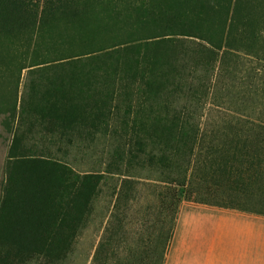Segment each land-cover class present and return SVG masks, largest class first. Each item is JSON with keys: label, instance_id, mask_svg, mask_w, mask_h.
Listing matches in <instances>:
<instances>
[{"label": "trees", "instance_id": "1", "mask_svg": "<svg viewBox=\"0 0 264 264\" xmlns=\"http://www.w3.org/2000/svg\"><path fill=\"white\" fill-rule=\"evenodd\" d=\"M153 1L0 0V50L13 53V59L8 64L13 68L9 77L17 74L16 80H19L22 71L28 69L32 92L40 98H48L46 105L36 104L30 109L22 106L21 114L26 110H36L41 117L36 121L38 124L46 122L50 129L55 130L61 123L63 132L74 131L75 128H70L66 123L64 125V121L56 116L64 107L77 113L75 122L77 125L83 124L84 130L91 127L99 131L103 124H107L108 119H101L109 117L110 104L91 95H83L72 84L63 85L70 77L71 80L87 79L92 83L93 77L89 78L83 71L85 68H97L98 63L108 67L115 63L119 68L120 71H114L112 81L107 79L108 73L99 79L100 82H111L114 89L123 90L131 84L151 88L153 79H159L164 84L177 77L183 80L185 73H181V69H184L182 62L186 53L177 50L172 56H160L152 51L153 43L148 42L155 37L142 38L140 35L142 26L148 23L157 25L154 16L159 5ZM157 1H173L166 10L175 11L180 17L166 26L169 31L165 36L190 38L204 43V49L198 50L203 57L196 62L204 65L208 73L218 68L225 71L224 75L228 77L233 72L229 67L233 60L230 54L244 49L257 61L264 60V18L243 13L242 1ZM258 5V1H252L254 11H257ZM142 50L145 52L141 56ZM108 55H112L111 58H106ZM77 63L82 67L76 69ZM54 70L58 72L55 74ZM48 71L56 79L52 77L47 80ZM0 77L4 78L3 74ZM34 79L39 80V85L45 81L48 86L41 84L43 88H39ZM211 79L212 76L208 77L206 83L207 93L214 89ZM224 89L229 92L228 87ZM225 100L221 103L213 101L212 104L219 106ZM258 105H261L260 102ZM0 109L8 118L15 116L16 101L7 97L5 103L0 104ZM180 112H173L171 118L167 115H164L167 118L158 117L154 124L160 123V128L152 124V128L147 125L141 128L142 135H137L134 142L136 148L129 151L134 164L142 166L146 163L161 169L167 184L161 194L163 206L173 210L174 214L183 201L243 211L250 197L251 204L263 207L264 117L226 114L217 126V129L221 128L220 131L212 129L205 133L201 132L200 123L198 127L190 125L195 123L194 117L182 116ZM140 113L144 112L137 111L136 117ZM134 122L139 126L147 124L138 118ZM168 126L180 130L174 132ZM147 142L160 152L159 155L155 154L154 148L155 153L148 160L146 156L152 151L146 152ZM138 153L144 154L145 158L139 159ZM122 160L123 154L119 152L106 171L117 170ZM22 161L33 163V167L48 176L46 183L37 180L36 175L24 178L19 183V188L33 189L37 194L27 201L28 204L43 207L40 210L47 213L48 219H56V214L62 215L64 223L59 230H52L49 224L48 228L41 229L31 216L17 238L0 243V255L17 259L10 264H25L38 256L55 263L71 251L76 234L74 225L82 222L88 214V203L97 194L102 175H79L68 166L52 160ZM7 184L15 186L16 183L9 178ZM168 197L169 201L166 200ZM53 201L60 208L58 213H51L49 209ZM23 204L18 202L20 207ZM259 206H250L249 211L264 215V209ZM20 212L15 213L17 218L21 217ZM71 224H74L73 227ZM7 234L10 236L12 233ZM27 235L29 243L21 240ZM171 235L172 232L168 238ZM49 236L53 240H48ZM16 255H24V258Z\"/></svg>", "mask_w": 264, "mask_h": 264}, {"label": "rangeland", "instance_id": "2", "mask_svg": "<svg viewBox=\"0 0 264 264\" xmlns=\"http://www.w3.org/2000/svg\"><path fill=\"white\" fill-rule=\"evenodd\" d=\"M237 1H242L243 13L256 14L261 19L264 18V0ZM252 1H258L260 4L257 11L252 7ZM153 2L159 5L154 16L157 25L148 23L142 26L140 35L142 38L155 37L148 42L153 43L152 51L160 56L165 54L172 56L177 50L184 51L187 55L182 62L183 71L181 69V73H185L184 78L179 80L177 77L167 84L159 79H153L151 88L131 84L123 90L114 89L110 85L111 82H100L99 79L108 73L110 77L107 75V79L112 81L114 71H120L115 63L112 67L98 63L97 68L92 70L85 68L83 73L89 78L93 77L92 83L87 79L75 81L66 76L67 84L63 85L72 84L83 95H91L110 104L109 117L101 119L103 121L108 119L107 124H103L97 132L91 127L84 130L83 124L77 125L75 122L77 113L64 107L56 116L64 121V125L66 123L70 128H75L74 131L63 132L62 124L59 122L55 130L50 129L46 122L38 124L36 121L41 117L36 110L33 112L26 110L21 114L22 106L30 109L36 104L46 105L48 98H40L32 92L28 69L22 71L19 80H16L17 74L9 77L13 68L8 64L13 59V53L10 51L3 53L0 50V75L4 76L0 77V104L5 103L7 97L16 101L15 116L8 118L0 109V243L6 239L17 238L18 232L27 226L31 216L35 223H38L37 226L42 227L41 229L48 228L49 224L52 230H59L64 223L62 215L56 214V219H48L47 213L40 210L43 207L28 204L27 201L37 194L33 189L19 188V183L24 178L29 179L34 175L37 176L35 177L37 180L46 183L48 176L44 175V171L33 167V163L26 164L27 162L22 160H52L68 166L79 175H102L97 194L88 203V214L79 224H71V227L73 225L76 227L71 251L55 263H49L48 258L38 256L25 264H161L164 256L174 252L176 246L182 244L184 248V233L181 237L178 233L175 238L177 227L185 226L186 212L190 207L202 204L183 201L175 214L173 210L170 211L163 206L161 194L167 184L161 169L150 167L146 163L142 166L134 164V159L129 154L131 148H136L134 142L137 135H142L141 128L146 125L149 127L150 124L160 128L161 124H154L155 120L158 117L171 118L175 111H181V115L185 117L189 115L188 118L194 117L195 123L190 125L198 127L200 123V130L205 133L217 129L219 121L226 114L264 117V60L257 61L247 55L244 49L230 54L233 60L229 67L233 72L228 77H225V71L218 68L208 73L204 65L196 62L203 57L202 53H198V50L204 49L203 42L165 36L169 31L166 26L180 19L177 12L166 10L173 1ZM143 51L141 56L145 52ZM127 54L133 55L131 52ZM111 56L108 55L106 58L109 59ZM77 64L76 69L82 67ZM165 69L170 71L169 68ZM54 72L56 74L58 71ZM46 73L49 77L47 80H51L52 77L53 80L56 79L50 71ZM210 76L214 89L207 93L206 83ZM34 82L39 85V80L34 79ZM41 84L48 86L45 81ZM40 85L39 88H43ZM225 86L229 92H225ZM222 100H225L224 104L219 106L212 104L213 101L221 103ZM259 102L261 105H258ZM137 111L144 113L136 117ZM135 118L141 121L143 119L147 124L139 126L135 124ZM168 128L174 132L180 130L171 126ZM220 130L221 128L217 129ZM154 148L156 153L153 152ZM145 150L152 151L147 154V160L153 153L160 154L157 147L148 142ZM119 152L123 154L119 168L111 172L106 171L109 163ZM138 156L139 159L145 158L144 154L138 153ZM9 178L16 183L15 186L14 184L8 186ZM166 200L169 201V197ZM18 202L24 203L23 206L20 207ZM251 202L249 197L245 203L247 210L250 206H259ZM259 207L264 209V206ZM49 209L51 213L60 211L54 201ZM19 210L21 217L17 218L15 213ZM8 232L12 234L9 236ZM170 232L172 235L168 238ZM29 239L28 235L21 238L25 243H29ZM48 240H53L52 236H49ZM99 244H102L100 248ZM7 256L0 255V264H10L17 260L8 259ZM16 256L24 258V255Z\"/></svg>", "mask_w": 264, "mask_h": 264}, {"label": "crops", "instance_id": "3", "mask_svg": "<svg viewBox=\"0 0 264 264\" xmlns=\"http://www.w3.org/2000/svg\"><path fill=\"white\" fill-rule=\"evenodd\" d=\"M178 233L184 248L176 246L164 264H264V215L249 209L193 205Z\"/></svg>", "mask_w": 264, "mask_h": 264}]
</instances>
